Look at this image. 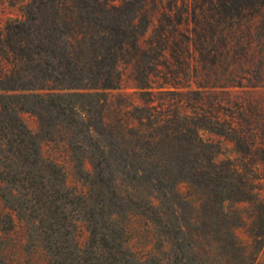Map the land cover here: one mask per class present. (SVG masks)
Segmentation results:
<instances>
[{
	"label": "trees",
	"instance_id": "16d2710c",
	"mask_svg": "<svg viewBox=\"0 0 264 264\" xmlns=\"http://www.w3.org/2000/svg\"><path fill=\"white\" fill-rule=\"evenodd\" d=\"M21 13L0 23L5 230L15 213L49 264H264V0H27Z\"/></svg>",
	"mask_w": 264,
	"mask_h": 264
},
{
	"label": "rangeland",
	"instance_id": "374dc122",
	"mask_svg": "<svg viewBox=\"0 0 264 264\" xmlns=\"http://www.w3.org/2000/svg\"><path fill=\"white\" fill-rule=\"evenodd\" d=\"M26 1L27 0H0V23L4 25L8 19L21 16L23 4ZM121 1L122 0H115L116 3H120ZM125 87L127 92H134L133 84L130 81L126 82ZM252 93L254 97L264 100V89H259ZM24 120L33 133H38V121L34 116L26 114L24 115ZM203 137L206 140H212L222 144V151L219 155V160L235 157L233 146L229 142L209 133H204ZM43 151L46 156L56 158L65 164L68 173V183L71 187L82 188L81 184L74 176L72 165L66 158H64L61 150L57 149L55 144L48 143L46 141L43 142ZM180 190L181 192L186 193L187 186L182 185ZM7 213H10V211L5 207L0 196V258L6 260L9 264H49L48 255L42 245L37 244L36 241H28L27 226L23 221L18 219L15 213H13L15 221L14 228L11 231L5 230V227L2 224V222H4L2 217ZM237 232L244 243L249 241L248 234L245 229H238ZM88 240L89 233L85 226H81L80 243L85 245ZM148 247L150 248L151 246L148 245ZM135 248L140 250V243H136Z\"/></svg>",
	"mask_w": 264,
	"mask_h": 264
}]
</instances>
